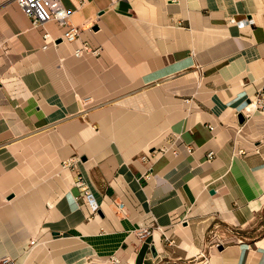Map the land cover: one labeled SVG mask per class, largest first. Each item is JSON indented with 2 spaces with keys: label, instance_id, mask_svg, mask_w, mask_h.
<instances>
[{
  "label": "crops",
  "instance_id": "1",
  "mask_svg": "<svg viewBox=\"0 0 264 264\" xmlns=\"http://www.w3.org/2000/svg\"><path fill=\"white\" fill-rule=\"evenodd\" d=\"M60 1L0 0V259L264 264V0Z\"/></svg>",
  "mask_w": 264,
  "mask_h": 264
},
{
  "label": "built area",
  "instance_id": "2",
  "mask_svg": "<svg viewBox=\"0 0 264 264\" xmlns=\"http://www.w3.org/2000/svg\"><path fill=\"white\" fill-rule=\"evenodd\" d=\"M14 2L30 20L31 27H39L47 21H54L62 26H65V30L59 38H52L47 31H44L42 37L45 43L56 45L58 43V39H60V41L73 42L78 37L80 28L69 22L70 12L62 5L60 0H14ZM100 50V47H92L88 42H83L80 46L74 49L73 55L76 57H80L85 53L98 55ZM246 109L249 110V108ZM159 151L164 153L166 149L160 148ZM209 155L211 156V153ZM62 167L72 168L74 167V161H63ZM75 183L76 187L80 191V195L76 197V199H82V201L90 207L91 211L95 213L98 209V205L81 174H78ZM117 207L118 209H122L123 203L119 202ZM185 221L187 220H181V222ZM156 229H159V226H156ZM152 231L153 227L143 228L138 230L137 236L144 238L145 236L152 234ZM34 241L35 240L33 239L30 243L33 244ZM0 264H15V262L13 258L3 257L0 259Z\"/></svg>",
  "mask_w": 264,
  "mask_h": 264
},
{
  "label": "rangeland",
  "instance_id": "3",
  "mask_svg": "<svg viewBox=\"0 0 264 264\" xmlns=\"http://www.w3.org/2000/svg\"><path fill=\"white\" fill-rule=\"evenodd\" d=\"M262 221H263V223H264V217H263ZM195 263H196L195 260H190V262H188V264H195Z\"/></svg>",
  "mask_w": 264,
  "mask_h": 264
},
{
  "label": "water",
  "instance_id": "4",
  "mask_svg": "<svg viewBox=\"0 0 264 264\" xmlns=\"http://www.w3.org/2000/svg\"><path fill=\"white\" fill-rule=\"evenodd\" d=\"M238 120H239L240 122L243 120V118H242L241 115L238 116Z\"/></svg>",
  "mask_w": 264,
  "mask_h": 264
}]
</instances>
